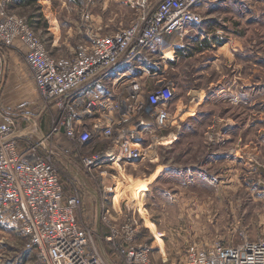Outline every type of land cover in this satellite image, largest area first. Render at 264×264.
I'll return each instance as SVG.
<instances>
[{
	"label": "rangeland",
	"instance_id": "1",
	"mask_svg": "<svg viewBox=\"0 0 264 264\" xmlns=\"http://www.w3.org/2000/svg\"><path fill=\"white\" fill-rule=\"evenodd\" d=\"M193 1L178 29L136 46L79 89L91 93L88 100L109 99L91 114L45 99L25 44L0 40L9 53L1 113L24 128L34 127L24 115L37 121L65 190L82 201L85 227L95 234L97 201L90 186L120 229L131 226L136 244L151 247L154 264H171L195 244L264 238V0ZM0 11V24L6 15L26 19L56 56H72L90 35L144 28L143 10L128 0H0ZM4 67L0 58V86ZM156 93L163 98L152 107ZM74 113L78 125L91 129L85 144L63 129L53 134L62 119L75 125ZM109 123V140L92 130ZM135 140L144 145L141 154L120 157L122 144ZM106 232L101 221L100 236ZM104 250L110 256L108 245ZM0 264L47 263L22 231L0 217Z\"/></svg>",
	"mask_w": 264,
	"mask_h": 264
},
{
	"label": "built area",
	"instance_id": "2",
	"mask_svg": "<svg viewBox=\"0 0 264 264\" xmlns=\"http://www.w3.org/2000/svg\"><path fill=\"white\" fill-rule=\"evenodd\" d=\"M128 2L143 10L144 28L136 24L113 34L90 35L69 57L50 54L26 19L17 16L6 15L2 20L0 40L9 46L16 45L17 40L25 44L37 88L45 99L66 110H73L71 104L80 107L82 113L91 114L98 105L108 106L109 102L105 101L109 99L88 100L86 97L91 93L79 92V89L89 79L104 75L128 57L136 46L178 29L191 12L194 1L162 0L158 5H151L149 0ZM0 14L5 15L3 11ZM151 98L149 103L153 107L163 94L156 93ZM75 116V125L62 119L53 134L59 135L63 129L67 137L78 138L85 144L91 139V129L78 125L81 118L74 113L72 117ZM33 126L24 128L17 118L0 111V217L22 231L28 246L47 264H112L99 249L96 231L94 234L81 222L82 201L65 190L48 138L43 134L42 139L38 128ZM110 126L109 123L103 129L96 124L92 130L100 132L101 139L109 140ZM128 144H122L120 157L141 154ZM102 222L107 232L100 238L108 245L114 264L116 259L123 264H154L151 247L136 244V229H130L131 226L120 229L109 207L103 209ZM171 264H264V238L245 237L233 244H195Z\"/></svg>",
	"mask_w": 264,
	"mask_h": 264
},
{
	"label": "water",
	"instance_id": "3",
	"mask_svg": "<svg viewBox=\"0 0 264 264\" xmlns=\"http://www.w3.org/2000/svg\"><path fill=\"white\" fill-rule=\"evenodd\" d=\"M0 53L1 55L3 56L4 58V61H5V67H4V71H3V77H2V83H1V86H0V95L3 91V88L5 86V83H6V80H7V68H8V61H7V53H6V50L0 46ZM26 118H28L37 128H38V132H39V135L41 136L42 139H44V135H43V132L39 126V124L37 123V121L32 118L31 116H25ZM71 172L73 174H75L81 182L84 183V177L81 176L80 174H78L77 172L71 170ZM88 189L94 193L95 197H96V201H97V223H96V232L99 236V245H100V248L102 249V252H103V255L112 263V259L111 257L105 252L104 250V244H103V241L101 240L100 238V235H101V221H102V213H103V209H102V202H101V199H100V196L98 194V192L96 190H94L92 187L90 186H87Z\"/></svg>",
	"mask_w": 264,
	"mask_h": 264
},
{
	"label": "bare ground",
	"instance_id": "4",
	"mask_svg": "<svg viewBox=\"0 0 264 264\" xmlns=\"http://www.w3.org/2000/svg\"><path fill=\"white\" fill-rule=\"evenodd\" d=\"M122 83H124V81L121 82L120 84H122ZM143 146L144 145L140 140H135V141L130 142V144H128V147L130 149L135 150V151H139L140 153L142 152ZM132 156H133L132 154H127L125 157H132ZM125 161H128V163H129V162H132L133 160L128 158V159H125Z\"/></svg>",
	"mask_w": 264,
	"mask_h": 264
},
{
	"label": "crops",
	"instance_id": "5",
	"mask_svg": "<svg viewBox=\"0 0 264 264\" xmlns=\"http://www.w3.org/2000/svg\"><path fill=\"white\" fill-rule=\"evenodd\" d=\"M46 2H47V0H45ZM94 4V3H93ZM48 50V49H47ZM49 51V50H48ZM6 53H7V61H8V58H9V53H8V51L6 50ZM50 53V52H49ZM51 54V53H50ZM52 55H54V54H52ZM56 56V55H55ZM0 58H1V60L3 61V64H4V66H5V61H4V58H3V56L1 55V53H0ZM8 65H9V61H8ZM7 79H8V77H7ZM6 82H7V80H6ZM6 84V83H5ZM3 92V91H2ZM0 97H1V95H0ZM24 116H30V115H24ZM33 118V117H32ZM25 119L26 120H28V121H30L28 118H26L25 117ZM31 122V121H30ZM130 163H133V162H130ZM181 259V258H180ZM179 260V259H178ZM178 260H175V261H178ZM174 261V262H175ZM171 263H173V262H171Z\"/></svg>",
	"mask_w": 264,
	"mask_h": 264
},
{
	"label": "trees",
	"instance_id": "6",
	"mask_svg": "<svg viewBox=\"0 0 264 264\" xmlns=\"http://www.w3.org/2000/svg\"><path fill=\"white\" fill-rule=\"evenodd\" d=\"M40 2H45V0H40Z\"/></svg>",
	"mask_w": 264,
	"mask_h": 264
}]
</instances>
